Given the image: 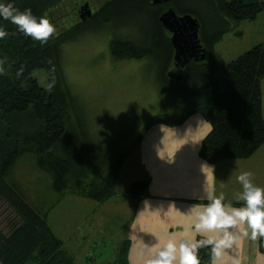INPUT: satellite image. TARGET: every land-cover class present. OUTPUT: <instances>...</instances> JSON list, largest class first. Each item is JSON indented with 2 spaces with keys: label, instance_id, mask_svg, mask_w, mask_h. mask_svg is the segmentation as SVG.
Returning <instances> with one entry per match:
<instances>
[{
  "label": "trees",
  "instance_id": "1",
  "mask_svg": "<svg viewBox=\"0 0 264 264\" xmlns=\"http://www.w3.org/2000/svg\"><path fill=\"white\" fill-rule=\"evenodd\" d=\"M21 11L31 9L37 18H48L56 32L46 44L26 37L10 21L0 17V27L10 35L0 39V201L10 210L5 228H0V264H74L47 222V210L32 205L24 189L10 179V172L20 155L33 156L36 168L51 181L57 202L69 194L98 203L115 192L118 173L129 147L105 148L90 139L91 125L78 110L69 85L62 75L63 45L87 31L102 29L109 36L110 53L115 60H139L147 56L143 47L118 40L122 14L131 7L150 15V39L161 56L165 69L171 66L172 48L155 12L145 10L136 0H107L95 16L83 21L77 0H0ZM177 13L196 15L200 21V38L207 61L183 72L181 80L205 78L210 93L203 100L188 103L179 112L152 116L151 125H181L190 115L199 113L209 123L199 156L208 163L251 156L264 143V120L260 83L264 77V39L227 63L223 68V90L219 91L215 74L218 64L214 44L242 20H253L264 13V0H175ZM120 17L122 21L116 22ZM96 20V21H95ZM24 71L18 76L17 72ZM36 69L49 74L47 87L39 85ZM51 85V88L49 86ZM144 134V132H143ZM141 137V136H140ZM139 137V138H140ZM139 140V139H138ZM147 180L133 181L128 187L131 197L146 194ZM54 202V203H55ZM53 203V204H54ZM207 239L198 235L195 241ZM112 264H128L129 241L124 240ZM264 251V237L260 238ZM200 264H211V246L198 251Z\"/></svg>",
  "mask_w": 264,
  "mask_h": 264
},
{
  "label": "rangeland",
  "instance_id": "2",
  "mask_svg": "<svg viewBox=\"0 0 264 264\" xmlns=\"http://www.w3.org/2000/svg\"><path fill=\"white\" fill-rule=\"evenodd\" d=\"M93 1L92 10L99 0ZM140 3L143 5L147 2L140 0ZM162 5L161 9L170 6L169 3ZM139 10L131 6L121 15L123 21L120 17L116 19V22L122 21L124 24L117 39L130 41L137 48H145L147 56L142 59L115 60L109 52V36L103 34L102 29L87 31L63 45V78L71 89L78 110L85 115L86 123L92 126L90 139L99 147L112 148L119 144L120 149L132 146L147 131L143 130L152 116L179 112L186 104L201 101L210 93L205 86V78L192 77L177 82L169 76V69L164 68L161 56L155 52L150 39L151 17ZM263 39L264 13L261 12L253 20H242L232 26L214 44L218 64L215 80L219 91L223 90V68L227 63ZM187 71L193 73L190 67ZM33 75L40 86H48L49 74L45 69H36ZM260 89L264 120V77ZM201 120L207 125L206 120ZM110 148H105L106 155H109ZM134 149H129L123 159L115 189L116 199L124 203L127 202L125 195L129 185L140 180L137 179L140 171L137 164L139 151ZM10 179L24 189L32 205L40 211L47 210V222L61 240L63 248L72 254L74 264H79V256L83 255L87 244L89 249L91 246L92 255L91 260H83L84 264L114 262L132 213L127 203L96 210L80 203L85 200L91 204V200L69 194L55 202L49 177L36 168L33 156L27 153L20 155L13 165ZM77 200L80 205L75 204ZM98 213L102 214L100 221L97 219ZM9 215L10 210L0 201V228H5ZM72 219L78 225L72 223ZM84 233L87 234L85 239Z\"/></svg>",
  "mask_w": 264,
  "mask_h": 264
},
{
  "label": "crops",
  "instance_id": "3",
  "mask_svg": "<svg viewBox=\"0 0 264 264\" xmlns=\"http://www.w3.org/2000/svg\"><path fill=\"white\" fill-rule=\"evenodd\" d=\"M201 119H204L203 116L195 113L179 126L154 124L141 135L134 148L139 151L137 164L140 171L137 179L148 182L144 196L135 198L127 193V202L124 203L116 199L115 191L103 203L91 200L89 204L81 200L80 203L88 204L89 208L96 210L103 207L115 208L119 203H127L132 209L123 237V240L129 241L128 264H143L139 254L144 244L150 251H154L157 245H162L170 236H175L177 240L192 241L198 235L206 238L212 235L195 232L193 208L197 205L202 208L209 203V191L217 196L223 194L226 205L243 206V201L237 198L242 192V185L237 179L241 173L251 172L252 182L264 188V144L247 158L208 163L199 156V150L205 132L208 134L210 131V125L208 122L206 125ZM80 203L77 200L75 204ZM100 215L102 214H97L99 221L102 219ZM71 222L78 225L75 219ZM230 231L239 235L241 240L230 249H225V264H231L232 259L238 260L239 264H264L261 237L256 240H252L250 235L244 237L241 228ZM83 235L85 239L87 234ZM91 255V246L89 249L87 244L78 263L84 264L83 260H91Z\"/></svg>",
  "mask_w": 264,
  "mask_h": 264
},
{
  "label": "clouds",
  "instance_id": "4",
  "mask_svg": "<svg viewBox=\"0 0 264 264\" xmlns=\"http://www.w3.org/2000/svg\"><path fill=\"white\" fill-rule=\"evenodd\" d=\"M0 17L14 24L26 37L41 44H46L56 32L55 25L48 18H37L31 9L21 11L11 3H0ZM9 35V32L0 27V39ZM23 71L21 67L17 75ZM2 72L3 69L0 68V73ZM252 175L251 172H243L237 177L242 185V192L237 198L243 201V206L226 205L223 194L217 196L209 191V203L202 208L199 205L193 208L195 232L212 235L200 241L177 240L175 236H170L162 245H157L154 251H150L144 244L139 254L143 264H200L198 251L206 246H211L212 264H225V249H230L241 240L230 229L241 228L243 236L250 235L252 240L264 237V188L252 182ZM231 264H239V261L232 259Z\"/></svg>",
  "mask_w": 264,
  "mask_h": 264
},
{
  "label": "water",
  "instance_id": "5",
  "mask_svg": "<svg viewBox=\"0 0 264 264\" xmlns=\"http://www.w3.org/2000/svg\"><path fill=\"white\" fill-rule=\"evenodd\" d=\"M81 18H89L91 10L87 3L79 8ZM159 21L163 28L167 30L171 36L170 44L174 50L173 60L184 67L190 58L199 56L200 60L205 59V54L198 38L199 23L196 18L190 14L177 16L172 9H168L159 17ZM169 76L175 81H179L181 76H175L170 73Z\"/></svg>",
  "mask_w": 264,
  "mask_h": 264
},
{
  "label": "flooded vegetation",
  "instance_id": "6",
  "mask_svg": "<svg viewBox=\"0 0 264 264\" xmlns=\"http://www.w3.org/2000/svg\"><path fill=\"white\" fill-rule=\"evenodd\" d=\"M105 1H107V0H99L95 5H97L96 7H95V9H93L92 10V6H93V4H94V1L93 0H80V2L82 3H79V0H77V5H78V10H79V8H80V6L81 5H83L84 3H87L88 4V7L90 8V10H91V16L89 17V18H84V20L83 21H87L88 19H91L92 17H94L95 16V14H96V12L98 11L97 9L98 8H100L102 5H103V3L105 2ZM174 1L175 0H145V2H147V3H144L143 5H141L145 10H148L149 12H155L156 14H157V20L159 21V17L161 16V14L162 13H164L165 11H167L168 9H172L175 13H176V15L177 16H182V15H184V14H190V13H182V14H179V13H177L176 12V10H175V8H174ZM79 3V4H78ZM137 3H139V4H141L140 3V0H137ZM170 4V6H168V7H166V9H161V4ZM162 5V6H163ZM192 17H194V18H196L197 19V21H198V23H199V27H198V38H199V40H200V44H201V47H202V49H203V52H204V54H205V59H203V60H200V58H199V56H197V57H192V58H190L189 59V61H188V63L184 66V67H181L180 66V64L178 63H175L174 62V60H173V54H174V50H173V48H172V46H171V48H172V52H171V66H170V68H169V74L170 73H172V74H174L175 76H181L182 74H183V72H185L186 71V69H188L189 68V64H193V65H197L198 67H201L202 65H205V63H206V61H207V55H206V51H205V48H204V46H203V44H202V42H201V38H200V28H201V24H200V21H199V19H198V17L196 16V15H193V14H190ZM79 16H80V18H81V15H80V11H79ZM96 21V20H95ZM159 23H160V21H159ZM160 28L163 30V32H164V35H165V39H167L168 41H169V38H170V36H171V34L167 31V30H165L164 28H163V26L161 25V23H160ZM169 43H170V41H169ZM171 45V44H170ZM182 78V77H181ZM181 78H180V80H181ZM179 80V81H180Z\"/></svg>",
  "mask_w": 264,
  "mask_h": 264
}]
</instances>
